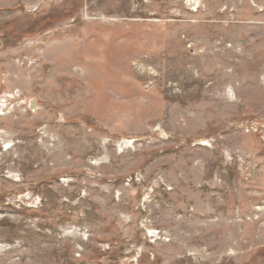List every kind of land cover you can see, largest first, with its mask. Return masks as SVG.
Returning <instances> with one entry per match:
<instances>
[{
    "label": "rangeland",
    "instance_id": "rangeland-1",
    "mask_svg": "<svg viewBox=\"0 0 264 264\" xmlns=\"http://www.w3.org/2000/svg\"><path fill=\"white\" fill-rule=\"evenodd\" d=\"M1 96L0 264H264V0H0Z\"/></svg>",
    "mask_w": 264,
    "mask_h": 264
},
{
    "label": "built area",
    "instance_id": "built-area-1",
    "mask_svg": "<svg viewBox=\"0 0 264 264\" xmlns=\"http://www.w3.org/2000/svg\"><path fill=\"white\" fill-rule=\"evenodd\" d=\"M8 99L1 96L0 97V114L2 115V113L6 110V103H7Z\"/></svg>",
    "mask_w": 264,
    "mask_h": 264
},
{
    "label": "bare ground",
    "instance_id": "bare-ground-1",
    "mask_svg": "<svg viewBox=\"0 0 264 264\" xmlns=\"http://www.w3.org/2000/svg\"><path fill=\"white\" fill-rule=\"evenodd\" d=\"M10 148H12V145H10V146L8 147V150H9Z\"/></svg>",
    "mask_w": 264,
    "mask_h": 264
},
{
    "label": "water",
    "instance_id": "water-1",
    "mask_svg": "<svg viewBox=\"0 0 264 264\" xmlns=\"http://www.w3.org/2000/svg\"><path fill=\"white\" fill-rule=\"evenodd\" d=\"M30 108H32V104L30 105ZM33 109V108H32Z\"/></svg>",
    "mask_w": 264,
    "mask_h": 264
}]
</instances>
